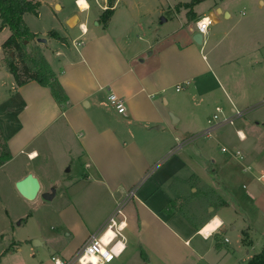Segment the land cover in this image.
I'll list each match as a JSON object with an SVG mask.
<instances>
[{
    "label": "crops",
    "instance_id": "1",
    "mask_svg": "<svg viewBox=\"0 0 264 264\" xmlns=\"http://www.w3.org/2000/svg\"><path fill=\"white\" fill-rule=\"evenodd\" d=\"M76 1L80 12L64 20L56 14L39 23L24 15L39 35L29 47H40L65 90L63 106L36 81L19 86L2 49L0 93L8 82L15 120L0 129L11 153L0 169L21 163L5 177L10 194L25 203L16 182L29 173L38 177L40 194L39 174L46 171L34 162L41 156L70 173L54 188L53 198L67 201L46 212L54 216L50 228L46 213L33 233L19 230L23 218L18 227L12 220L0 225V264L74 259L120 203L126 247L105 264H147L142 250L149 264H249L264 252V84L252 78L254 64L264 62V13L219 49L232 33L228 26L211 29L233 17L231 5H218L223 0H208L209 13L197 8L203 0H172L168 9L162 4L160 25L175 18L180 26L141 34L132 27L135 8L120 12L122 0L107 24L101 17L108 0H95L94 8L93 0L86 8ZM53 6L64 9L57 1ZM204 14L214 23L198 44L195 22ZM53 30L65 41L51 36ZM217 33L220 43L212 44ZM178 84L184 88L177 90ZM111 92L126 100L125 112L112 106Z\"/></svg>",
    "mask_w": 264,
    "mask_h": 264
},
{
    "label": "rangeland",
    "instance_id": "2",
    "mask_svg": "<svg viewBox=\"0 0 264 264\" xmlns=\"http://www.w3.org/2000/svg\"><path fill=\"white\" fill-rule=\"evenodd\" d=\"M40 1V7L38 13H30L28 16L29 19L34 18V20L38 21L39 23L44 22L46 19L51 17L52 15H58L59 19L64 20L67 15L73 13L75 11L80 12L79 6L76 0H38ZM59 2L63 5L64 9L57 10L54 8V2ZM93 8L96 4L95 0ZM172 0H122L120 5V12L124 15L127 10L125 7L128 5L131 9L135 8V14H137L136 19L133 21V29L136 33H143L144 30L152 33L156 28H162L163 31H168L170 29H177L179 25V20L175 18H171L167 23L163 26L160 25L161 20V7L162 4L166 6V9L169 8V3ZM231 5V10L233 12V17L231 19H222V23H216L212 26V30H219L222 31L228 27L230 28L232 33L228 36H225V41L222 43L219 42L221 39V35H217L216 40H213L211 43L216 44L220 43L217 48L220 49V46L232 45L233 41L235 40V34L242 28V26H249L252 27L253 20L255 19L256 15L264 13V7L261 8L260 0H223L218 5L225 6L226 4ZM181 5V4H180ZM179 5V6H180ZM187 5V4H186ZM213 4L208 0L200 1L199 6L197 7L199 11H204L209 13L210 7ZM178 6V7H179ZM216 7V6H215ZM130 9V10H131ZM172 12H165L163 15L167 17V15H171ZM162 15V16H163ZM198 20V19H197ZM195 21H193L194 23ZM197 22V21H196ZM195 22V25H196ZM35 25V24H34ZM36 26V25H35ZM178 26V27H177ZM228 29V28H227ZM10 30L8 28L4 30H0V66L2 67V47L1 44L4 39L10 34ZM215 39V38H214ZM201 46V45H199ZM213 46V45H212ZM211 47V44L207 47V49H203V53H207L208 49ZM30 48V47H29ZM237 56L235 55V58ZM256 67V72L252 74V78L258 82L264 84V62L260 63L259 65L254 64ZM0 67V68H1ZM216 77V74L212 73V75ZM251 77V76H250ZM5 81V80H3ZM5 82L3 86L4 91L2 94L0 93V129L1 127H6L8 124L7 119L15 120L14 113H11L8 109L11 107V103L8 101V89L9 84ZM257 89V86H253V89ZM259 110L263 111V107H259ZM255 116V113L253 114ZM253 115H250L252 117ZM174 117L172 116V119ZM215 121V119H213ZM35 165H37L38 169L41 171H46V173L39 174L41 181L43 183V189L41 190L39 196L35 199H23L25 203L19 202L15 199L14 196L10 194L9 190V183L4 181L5 177L11 173L18 172L20 170V158L11 163L9 166L0 169V225L4 224L5 222H10L12 220L13 225L17 226L18 223L23 218L25 222L19 230L22 232L33 233V230L36 225V220L44 217L46 212L50 213L52 210L59 209L64 203L67 201V197L64 195H58L52 199H46L43 197V194L46 193L44 190L47 186L48 189H61L64 186V181L70 172H66L58 168L56 165H50L44 161V157L41 156L37 160H35ZM43 168H42V167ZM68 166L65 168L67 169ZM44 169V170H43ZM45 177V178H43ZM45 179V180H44ZM17 184V182H16ZM51 185V186H50ZM45 186V187H44ZM50 187V188H49ZM46 213L47 217L44 220L45 227H49L50 225H54L52 221L54 220V216ZM12 217H10V216ZM214 225V224H213ZM18 227V226H17ZM36 240V239H34ZM34 240L32 243L34 244ZM41 242L40 239H38ZM40 248H46V246H42ZM133 246H129V254L132 253Z\"/></svg>",
    "mask_w": 264,
    "mask_h": 264
},
{
    "label": "trees",
    "instance_id": "3",
    "mask_svg": "<svg viewBox=\"0 0 264 264\" xmlns=\"http://www.w3.org/2000/svg\"><path fill=\"white\" fill-rule=\"evenodd\" d=\"M117 0H108V7L102 14V21L107 24L113 14V7ZM39 1L34 0H0V17L2 23L0 30L9 27L11 30L8 38L3 42L2 49L5 53L4 63L16 79L19 86L36 81L42 86L49 87L57 102L63 106L67 102V95L50 64L45 59L38 45L29 48V43L39 35L31 30L24 19L26 13H38ZM50 35L65 41L57 31ZM11 153L7 140L2 137L0 141V166L8 161ZM167 209H171L167 205ZM142 256L149 264L147 254L142 250ZM249 264H264V252L255 255Z\"/></svg>",
    "mask_w": 264,
    "mask_h": 264
},
{
    "label": "built area",
    "instance_id": "4",
    "mask_svg": "<svg viewBox=\"0 0 264 264\" xmlns=\"http://www.w3.org/2000/svg\"><path fill=\"white\" fill-rule=\"evenodd\" d=\"M213 23L214 18L210 14H204L199 17L196 22L197 31L205 36L208 34ZM183 88V84L177 85V90ZM109 101L118 112L123 113L126 111V100L115 92L109 94ZM217 111L222 112V108L217 107ZM215 117L217 118L218 115H215ZM226 121H232V118H227ZM261 179L264 180V175ZM133 194L134 190L131 191L128 196L130 197ZM123 204H118L117 208L108 217L102 228L89 237L74 259L66 261L53 256V260L56 264H73L74 262H78L79 264H105L118 257L126 247L124 235L122 233L125 221L120 218L123 214ZM226 240L228 241V238H226Z\"/></svg>",
    "mask_w": 264,
    "mask_h": 264
},
{
    "label": "water",
    "instance_id": "5",
    "mask_svg": "<svg viewBox=\"0 0 264 264\" xmlns=\"http://www.w3.org/2000/svg\"><path fill=\"white\" fill-rule=\"evenodd\" d=\"M194 40L196 43L198 44H202L203 43V34L200 32H196L193 36ZM38 41L40 42H47V39L44 37H39ZM174 117V116H173ZM18 190L20 191V193L26 197L27 199H35L38 194L39 191L41 189V183L38 179L37 176H35L33 173H29L24 179L20 180L17 182L16 184ZM54 196V191L52 193L50 192H46L43 194V197L46 199H52ZM40 243L39 240H34V244H38Z\"/></svg>",
    "mask_w": 264,
    "mask_h": 264
},
{
    "label": "bare ground",
    "instance_id": "6",
    "mask_svg": "<svg viewBox=\"0 0 264 264\" xmlns=\"http://www.w3.org/2000/svg\"><path fill=\"white\" fill-rule=\"evenodd\" d=\"M80 4H81L82 8H86L88 6V3L86 0H83V3L80 2Z\"/></svg>",
    "mask_w": 264,
    "mask_h": 264
},
{
    "label": "clouds",
    "instance_id": "7",
    "mask_svg": "<svg viewBox=\"0 0 264 264\" xmlns=\"http://www.w3.org/2000/svg\"><path fill=\"white\" fill-rule=\"evenodd\" d=\"M240 135H241V137L243 138V134L241 133Z\"/></svg>",
    "mask_w": 264,
    "mask_h": 264
},
{
    "label": "snow or ice",
    "instance_id": "8",
    "mask_svg": "<svg viewBox=\"0 0 264 264\" xmlns=\"http://www.w3.org/2000/svg\"><path fill=\"white\" fill-rule=\"evenodd\" d=\"M81 3H83V0H80Z\"/></svg>",
    "mask_w": 264,
    "mask_h": 264
}]
</instances>
